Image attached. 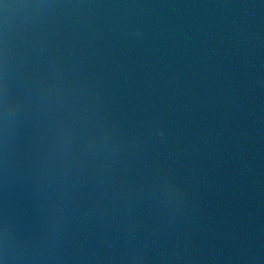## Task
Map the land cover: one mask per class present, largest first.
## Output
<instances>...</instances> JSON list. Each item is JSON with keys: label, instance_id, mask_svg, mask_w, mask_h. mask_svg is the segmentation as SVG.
I'll return each mask as SVG.
<instances>
[{"label": "water", "instance_id": "1", "mask_svg": "<svg viewBox=\"0 0 264 264\" xmlns=\"http://www.w3.org/2000/svg\"><path fill=\"white\" fill-rule=\"evenodd\" d=\"M0 264H264V0H0Z\"/></svg>", "mask_w": 264, "mask_h": 264}]
</instances>
